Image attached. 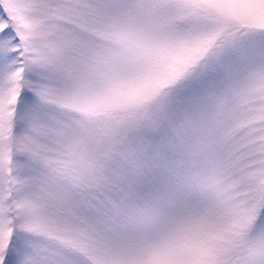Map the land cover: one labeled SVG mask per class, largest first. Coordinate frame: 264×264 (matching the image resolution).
I'll return each mask as SVG.
<instances>
[{"label":"snow or ice","instance_id":"1","mask_svg":"<svg viewBox=\"0 0 264 264\" xmlns=\"http://www.w3.org/2000/svg\"><path fill=\"white\" fill-rule=\"evenodd\" d=\"M0 264H264V0H0Z\"/></svg>","mask_w":264,"mask_h":264}]
</instances>
